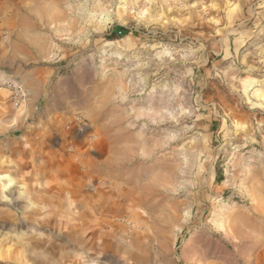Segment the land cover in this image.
<instances>
[{"label":"rangeland","instance_id":"1","mask_svg":"<svg viewBox=\"0 0 264 264\" xmlns=\"http://www.w3.org/2000/svg\"><path fill=\"white\" fill-rule=\"evenodd\" d=\"M28 1L48 79L0 143V264H264V0L0 18Z\"/></svg>","mask_w":264,"mask_h":264},{"label":"crops","instance_id":"2","mask_svg":"<svg viewBox=\"0 0 264 264\" xmlns=\"http://www.w3.org/2000/svg\"><path fill=\"white\" fill-rule=\"evenodd\" d=\"M39 6L40 2L28 1L25 18H0V27L6 23L12 28L5 34L0 32V143L10 144L14 141L10 134L28 117V108L39 102L45 93L48 52L44 50L45 18L36 12ZM18 22H21V28L14 30ZM19 37L21 55L15 52L19 47L16 41ZM13 79H19L25 96L18 108L11 103L8 88V82Z\"/></svg>","mask_w":264,"mask_h":264},{"label":"built area","instance_id":"3","mask_svg":"<svg viewBox=\"0 0 264 264\" xmlns=\"http://www.w3.org/2000/svg\"><path fill=\"white\" fill-rule=\"evenodd\" d=\"M8 88L11 94V102L13 106H20L21 102L24 99V92L22 88L15 81L12 80L8 82Z\"/></svg>","mask_w":264,"mask_h":264},{"label":"trees","instance_id":"4","mask_svg":"<svg viewBox=\"0 0 264 264\" xmlns=\"http://www.w3.org/2000/svg\"><path fill=\"white\" fill-rule=\"evenodd\" d=\"M127 33V31L121 27L115 26L111 29L109 35L107 36L106 39L108 40H114V39H118L120 35H125Z\"/></svg>","mask_w":264,"mask_h":264}]
</instances>
